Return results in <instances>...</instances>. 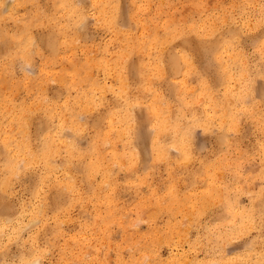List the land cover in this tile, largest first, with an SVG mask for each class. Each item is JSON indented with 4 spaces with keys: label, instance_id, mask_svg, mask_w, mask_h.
I'll list each match as a JSON object with an SVG mask.
<instances>
[{
    "label": "rangeland",
    "instance_id": "1",
    "mask_svg": "<svg viewBox=\"0 0 264 264\" xmlns=\"http://www.w3.org/2000/svg\"><path fill=\"white\" fill-rule=\"evenodd\" d=\"M0 8V264H264V0Z\"/></svg>",
    "mask_w": 264,
    "mask_h": 264
},
{
    "label": "bare ground",
    "instance_id": "2",
    "mask_svg": "<svg viewBox=\"0 0 264 264\" xmlns=\"http://www.w3.org/2000/svg\"><path fill=\"white\" fill-rule=\"evenodd\" d=\"M1 9V8H0ZM83 23V22H82ZM118 24V23H117ZM81 26V25H80ZM133 108V107H132ZM131 108V109H132ZM157 115V114H156ZM133 117V116H132ZM231 117V116H230ZM155 118H157L156 116H155ZM138 119V118H137ZM136 122V121H135ZM138 124V123H137ZM164 124V123H163ZM163 127V126H162ZM174 128H175V126H174ZM137 130H136V132H135V135L137 136L136 138L138 139L137 141H139L140 143L139 144H141V145H144L147 141L148 142H150V138H151V133H149L150 131L148 130V129H146V127H145V125H144V127H140V126H138L137 128H136ZM134 134V133H133ZM134 135V136H135ZM148 145V144H147ZM180 147V146H179ZM182 147V146H181ZM70 148H72V147H70ZM183 148V147H182ZM182 151V150H181ZM185 153V152H184ZM160 155V154H159Z\"/></svg>",
    "mask_w": 264,
    "mask_h": 264
}]
</instances>
